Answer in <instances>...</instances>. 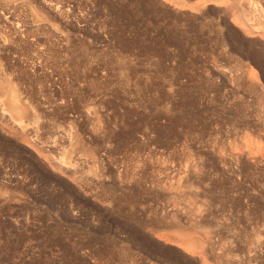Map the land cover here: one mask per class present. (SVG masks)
<instances>
[{"label":"rangeland","instance_id":"rangeland-1","mask_svg":"<svg viewBox=\"0 0 264 264\" xmlns=\"http://www.w3.org/2000/svg\"><path fill=\"white\" fill-rule=\"evenodd\" d=\"M0 80V264H264V0H0Z\"/></svg>","mask_w":264,"mask_h":264},{"label":"bare ground","instance_id":"bare-ground-1","mask_svg":"<svg viewBox=\"0 0 264 264\" xmlns=\"http://www.w3.org/2000/svg\"><path fill=\"white\" fill-rule=\"evenodd\" d=\"M5 80V79H4ZM1 81V80H0ZM6 81V80H5ZM10 81L9 78L7 79V82ZM4 82V81H3ZM2 82V83H3ZM6 82V83H7ZM12 82V81H11ZM0 83V96L2 98V102H3V106L5 105L7 107V109L9 108L11 110V112L13 111V114L15 113L17 120L21 119V117L23 118L26 113L25 110H27V108L25 107V105H27L26 103H24V107L22 106V104L19 102V100L21 99L19 96L16 97L14 92L11 90V88L13 89V86L11 87L10 83V87L8 86H4L6 85L5 82L2 84ZM16 89V88H15ZM18 91V90H17ZM16 92V91H15ZM17 93V92H16ZM19 93V91H18ZM20 98V99H18ZM23 102V101H21ZM4 106V107H5ZM5 107V108H6ZM26 108V109H25ZM9 112V110H7ZM28 112V111H27ZM10 113V112H9ZM14 115V116H15Z\"/></svg>","mask_w":264,"mask_h":264}]
</instances>
